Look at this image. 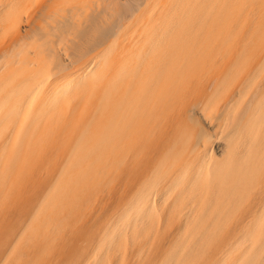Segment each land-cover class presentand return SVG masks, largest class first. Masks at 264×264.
Returning a JSON list of instances; mask_svg holds the SVG:
<instances>
[{
  "label": "bare ground",
  "instance_id": "1",
  "mask_svg": "<svg viewBox=\"0 0 264 264\" xmlns=\"http://www.w3.org/2000/svg\"><path fill=\"white\" fill-rule=\"evenodd\" d=\"M0 264H264V0H0Z\"/></svg>",
  "mask_w": 264,
  "mask_h": 264
},
{
  "label": "rangeland",
  "instance_id": "2",
  "mask_svg": "<svg viewBox=\"0 0 264 264\" xmlns=\"http://www.w3.org/2000/svg\"><path fill=\"white\" fill-rule=\"evenodd\" d=\"M118 183L119 182L117 181V183L114 185V187L116 185L118 186ZM117 186L115 188L114 187L108 188V190H106V192H103L104 196H103L102 193L98 194L96 196V198L98 200L96 198H93V200L89 201V203H92L93 202V204H87V208L85 210V216H84L86 218L85 219H81L82 221L79 224V230H78L79 232L77 233L78 234L77 235V242H76V240L73 243L70 242L68 244L67 248L62 252V255H61L62 258L61 259H63L65 262H67V260H68V262H70V259H72V256H73V258L76 257V256H78V253H77L78 252L77 249L79 247L78 244L79 243L80 244H85L86 243L84 241V239H85V237H87L88 235H90V231H91V228H92L93 220H95L96 217L99 216L100 214H103L106 211H111L112 210L113 207H112V202L111 201H113V197L115 196V192H116ZM128 192H129V188L127 190V193ZM106 193H107V195L105 196ZM99 195H100V197H98ZM108 205H109L110 209H107L106 210V208H109ZM68 258H70V259H68Z\"/></svg>",
  "mask_w": 264,
  "mask_h": 264
}]
</instances>
